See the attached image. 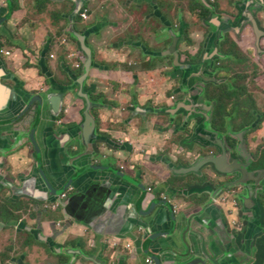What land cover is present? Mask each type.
Instances as JSON below:
<instances>
[{"label":"crops","instance_id":"0c3cea01","mask_svg":"<svg viewBox=\"0 0 264 264\" xmlns=\"http://www.w3.org/2000/svg\"><path fill=\"white\" fill-rule=\"evenodd\" d=\"M28 2L19 0L18 10L0 26V44L12 52L0 57V264H61L55 257L64 253L57 250L85 257L78 248L80 238L92 250L89 257L97 260L104 252L109 264H147L153 256L161 264H251L256 240L264 233V196L258 199L264 189V157L251 155L260 144L255 135L241 144L252 159L244 164L248 172H228L227 164H213L211 156H219L222 148L230 161L245 158L206 129L209 112L189 106L205 104L192 101L196 93L185 80L187 72L184 78L180 75L182 83L172 82L167 66L109 72L97 63L107 66L113 60L114 54L104 49L95 58L97 65L91 54L84 83L76 76L71 33L77 30V3H87L89 31L102 39L104 29L117 36L121 21L127 29L137 18L161 14L157 3L149 1L147 13L129 0L125 17L113 5L117 1L50 0L42 12ZM219 3L221 11L213 15L221 18L218 30L229 28L243 37L249 28L264 32V0H233L229 10ZM6 5L0 0V16ZM105 10L117 16L105 17ZM163 21L169 27L165 16ZM170 91L182 93L180 104H188V112H174ZM91 94L104 97L93 101ZM36 95L41 104L36 101L24 119H16ZM168 116H180L184 127L170 128ZM159 118L163 121L157 124ZM32 130L40 154L30 140ZM177 133L182 138L173 141ZM96 164L104 169L92 168ZM242 176L250 178L238 209L230 203L212 204L217 192ZM167 180L171 196L166 207L156 184ZM141 183L156 191L141 189ZM237 217L246 224L242 231L233 226ZM116 237L117 247L106 244ZM65 255L62 264L69 262Z\"/></svg>","mask_w":264,"mask_h":264},{"label":"rangeland","instance_id":"374dc122","mask_svg":"<svg viewBox=\"0 0 264 264\" xmlns=\"http://www.w3.org/2000/svg\"><path fill=\"white\" fill-rule=\"evenodd\" d=\"M28 1L32 5H30V7L38 9V3L36 0H27V2ZM110 1H117V3L115 2L113 3V5L118 6L121 9H123V4H128L129 2V0ZM131 1L134 5L140 3L138 0ZM151 1L157 3V8L162 15L158 13L150 18H145L144 20L137 18L134 25L139 26L140 30L138 31L136 29H132L130 31H127L125 35L115 36L116 33L104 29V39L100 38V36L102 35H98V37L95 38L94 35L97 34L96 32H90L84 27L83 24L78 23V21L76 20V35L79 36V31L81 33L88 31L87 33L88 35H90V38L93 37L86 40V45L94 49V51L91 52L93 62H95V58L98 57L101 52L104 53L105 49L108 53L114 54L112 63L116 66L118 71H121V69L124 68H133L139 64L148 65V63L152 64L153 67L167 66L172 68V82L179 80L180 83H182L180 75H182L184 78L185 71L188 73L189 79L193 80L195 79V76L197 74L196 70L198 69V65L205 67L201 71L202 73L207 72V67L209 65H212L214 83H212L209 87L211 101H214L215 99L222 100V106L224 107V109H226V113H220V116L225 118V120L229 119L227 117L228 114L230 116L234 115L232 119H235V126L230 127L232 136H235V133H242L244 130H248L250 128L258 129L254 133V135L261 144L259 150L256 149L259 153L264 146V102L263 104L259 103L261 94L260 92H257H264L263 39H260V42L258 43L254 40L253 37H251L246 40H242L243 42H240L241 47H244L246 49H248V45L250 43L253 44V47L251 48L252 57H250L249 62L244 61L245 57L241 55V49L236 43L237 41L234 39V34L232 38L230 37V34L232 32L220 33L221 31L216 27L217 23L212 18V5H210V3L208 2H211V0H201L206 4V9H204L202 5L196 4V0ZM215 1L219 2V0ZM222 1L228 10L229 6L233 5V0ZM144 4L146 5L144 7L145 12H150L151 9L149 7H152V5L150 3ZM65 5L68 6L67 3H65ZM75 7V10H77L79 7L78 4L77 6L75 5ZM81 8L83 7H80L77 10L78 14L81 12ZM126 9L127 8L123 9L125 17L127 16V13L125 11ZM105 11L107 12V14H105V17L117 16V14L112 13L110 10ZM133 11L136 10L134 9ZM139 14L142 15L143 12H139ZM163 16H165L170 22L169 27L165 26ZM123 19L125 18H122V20ZM55 20L56 19L52 21ZM78 20H80V18H78ZM141 21H145V23L140 24ZM87 27L89 28L90 26L87 25ZM126 27V22H124V24H121V26L119 28H116L115 31L119 33L121 32V28ZM148 32H152L155 36V39H137L141 37L144 38V36H147L145 35V33ZM226 33H228L227 37L224 36ZM63 34L64 33H62V35ZM237 34L239 35L240 32H237ZM123 37H133L136 38V40H122ZM219 37H221V49L225 55L224 58L220 61V64H217V62H206L207 52L209 50H213V48L217 44V39ZM235 38L239 39V36L235 35ZM78 40L79 37L74 38V44L79 54V56L75 59V63L83 64V50H81V46ZM246 52L249 53L248 50ZM234 53H237V56H234ZM203 57L205 58L204 61H202ZM193 58H195V61H197L196 63L190 62L193 61ZM118 67H120L121 69ZM222 72H226V75L222 76ZM230 86H243L247 90V92L248 89L252 90V92H249V95L252 98V100L250 98L251 102H245V106L243 104L236 107L237 101H235V99L227 92V87ZM172 94V91L167 93L168 96ZM252 102L255 103L256 108H252ZM209 110L212 111V108H210ZM169 118L170 116H168L167 121L171 124L170 128H172L173 124L177 122L178 117H173L172 121H170ZM213 120L217 126L221 124H218V120L216 118H213ZM210 124L211 121L209 122V126L211 127ZM242 124H244L243 130L239 129V126ZM260 128L263 129L262 135L260 134ZM168 135L171 136L170 133H168ZM181 138L182 134L180 133H177V135H173V141H177ZM260 138H263L262 142ZM256 150L252 151L256 152ZM263 196L264 189L260 192L258 199L262 200ZM231 205H233V203ZM59 251H62L65 255L64 250H57L56 252ZM64 255L62 254L59 255V257H55L56 261L62 264ZM67 255L70 258L69 264L86 263V257L77 255L75 252L67 253Z\"/></svg>","mask_w":264,"mask_h":264},{"label":"flooded vegetation","instance_id":"af4514ba","mask_svg":"<svg viewBox=\"0 0 264 264\" xmlns=\"http://www.w3.org/2000/svg\"><path fill=\"white\" fill-rule=\"evenodd\" d=\"M139 2H140V6H146L144 3H149V1H151V0H138ZM6 2H8L7 0H6ZM209 3H210V5H212V8H213V11H216V12H219L220 13V11H221V9H220V3L218 2V1H215V0H211V2L210 1H208ZM122 8L123 9H125V8H127V4L125 3V4H123V6H122ZM5 9H6V11H5V15L4 16H0V20H4V18H7V20L11 17V16H9V12H8V7H7V5H6V7H5ZM123 9H121V12H123ZM86 11V19H81V20H78L77 19V21H78V23H81V24H83L84 25V27L87 29V30H89V28L87 27V25H91V22H92V16H91V11H90V8H88V7H86V9L84 10V12ZM15 12V11H14ZM141 12H143V11H141ZM222 13H224V12H222ZM83 14V13H82ZM142 16V15H141ZM145 18H143L142 17V20H144ZM168 21V20H167ZM77 23V22H76ZM145 23V21H141V23L140 24H144ZM168 23L170 24V22L168 21ZM3 24V23H2ZM1 24V25H2ZM121 24H124V22L123 21H121ZM135 23H132V24H129L128 25V28L127 29H125V28H121V32H119V33H117V35L119 36V35H121V33L123 32V34L122 35H125L126 33H127V31H130V30H132V29H136V30H140L139 29V26H135L134 25ZM0 25V26H1ZM124 29H125V31H124ZM223 32H231L230 31V29L229 28H227V29H225V30H222L220 33H223ZM233 34L234 33H231L230 34V37H232L233 38ZM145 35H147V36H144V38H137V39H155V36L153 35V33L152 32H148V33H145ZM227 35H228V33L227 34H225L224 36L225 37H227ZM16 36H17V34H16ZM67 36L69 37V39L71 38L70 36H69V34H67ZM73 36V35H72ZM94 37L95 38H97L98 37V34H96V35H94ZM251 37H253L254 38V40L255 41H257L258 43L260 42V39H263V41H264V32H256V31H254V30H252L251 28H249V33L247 34V36L246 37H243V36H239V39H236L235 38V34H234V39L237 41H235L234 39V41L238 44V46H239V48L241 49V55L243 56V57H245V60L244 61H248L249 62V60H250V57H252V50H251V48L253 47V44H249L248 45V49H246V48H244V47H241V45H240V42H243L242 40H246V39H248V38H251ZM91 38H93V37H91ZM122 40H136V38H133V37H123L122 38ZM263 46H264V44H263ZM244 50V51H243ZM249 51V53L248 52H246V51ZM7 52H9L8 54H7ZM250 56H249V55ZM12 55V52H11V50H9L8 51V49L7 48H5V46L4 45H1L0 44V57L2 56V57H4V56H7V57H10ZM72 55H74V58L76 59L78 56H79V54H78V52L76 51V52H74V53H72ZM184 56V55H183ZM224 53L222 52V49H221V37H219L218 39H217V44L215 45V47L213 48V50H209L208 52H207V56H206V62H209V63H213V62H217V64H220V61L224 58ZM234 56H237V53H234ZM204 57L202 58V61H204ZM113 61V60H112ZM112 61H111V63L110 62H107L106 64H108L107 66H104L105 65V63H104V61H102V62H97L98 64H99V68H101V69H109V72H113L114 73V71H115V69H116V66L115 65H113V63H112ZM83 62H84V60H83ZM95 62H96V59H95ZM94 62V65H97L96 63ZM115 62V61H114ZM190 62H192V63H196L197 61H195V58H193V61H190ZM77 64H79V68H77L76 69V65ZM248 64V63H247ZM112 65V66H111ZM207 66H208V64H207ZM134 69L135 68H142V69H148V68H153V66H152V64H150V63H148V65H144V64H139V65H136L135 67H133ZM133 68H131V69H133ZM212 68H213V66L212 65H209L208 67H207V72H205V73H202V72H196L197 74H196V76H195V79H193V80H190L189 79V81H191L192 82V84H193V87H194V89L192 90V91H195V93H196V95H194L193 97H192V101L195 103V101H198V103L200 102V103H204L205 101H211V97H210V91H209V87H210V85L212 84V83H214V79H213V72H212ZM75 69H76V71H77V74H76V76H78V77H82V75H83V70H84V63L82 64H80V63H75ZM116 72V71H115ZM221 75L222 76H224V75H226V72H222L221 73ZM84 76V75H83ZM83 79V78H82ZM86 80H83L82 82L84 83ZM78 83L80 82V81H77ZM81 83V82H80ZM197 83H198V87H197ZM240 88H244L243 86H238V87H234V86H230V87H227V92L235 99V101H237V105H236V107L237 106H240V105H243L244 104V106H245V102H251V100H252V98H251V96L249 95V92L251 91L252 92V90H250V89H248V92H247V90L244 88V93L242 94V92L239 90V91H237L238 89H240ZM237 89V90H236ZM231 91H235L236 92V95H232L230 92ZM257 92H260V94H261V99H263V102H264V92H262V91H257ZM100 95H102L103 97H104V95L103 94H100ZM100 95H94V94H91L90 96H89V99L90 100H93V101H95V97H100ZM36 97H39L40 98V100H39V98H36L35 100H33V103H32V105L28 108V111L23 115V116H21V114L19 115V116H17V118L16 119H20L21 117H22V119H24L23 117H25L26 116V114L27 113H29L30 111H31V109L35 106V105H37V103H36V101H38L40 104H41V100H42V98L40 97V96H37L36 95ZM167 97H168V101L169 102H171V103H173V104H175V108H173V110H174V112H177V113H186V111L188 112L189 111V109L187 108V106H188V104L187 105H184V104H180L181 102H180V100L181 99H184V97H183V95H182V93H177V92H173V94L172 95H170V96H168L167 95ZM33 98H35V96H33ZM246 99V100H244V99ZM250 98H251V100H250ZM259 100V103L260 104H263V102H262V100ZM174 101V102H173ZM214 102V101H213ZM257 103V102H256ZM197 104V103H196ZM191 108H200V106H196V105H189ZM252 108H256L255 107V103L254 102H252ZM157 107H160V106H157ZM246 108V107H245ZM201 109V108H200ZM247 109V108H246ZM207 112H209L208 113V118L212 115L213 116V114H214V111L212 110V111H210V110H207ZM204 114V113H203ZM234 115H227V117L229 118V120L231 121V126H235V119H232V117H233ZM181 117L179 116L178 117V120H177V122L175 123V124H177V125H179L180 126V128H183L184 127V124H183V122L181 121ZM163 121V119L162 118H159L158 119V123L157 124H159L160 123V121ZM169 120L170 121H172V118H169ZM212 120H213V117H212ZM170 124V123H169ZM171 125V124H170ZM243 126H244V124H242V125H240L239 126V129H242L243 130ZM173 127V126H172ZM258 129H254L253 131H250V132H247V130H244L242 133L240 132V133H235V136L234 137H232L233 139H235V138H237V139H239L238 140V143H237V145L234 147V149H233V152H234V154H236V152H235V150H238V146L240 145V144H242L243 143V139L244 138H248V136L249 135H251V134H254L256 131H257ZM240 142V143H239ZM246 143H247V141H246ZM260 145L261 144H259L258 145V147H257V150H259V147H260ZM35 150H37L36 148H35ZM73 150L74 151H78L79 150V147L78 146H73ZM257 150H256V152H251V155L253 156V157H255L256 158V160H258L259 159V157L262 155V153L264 152V146L262 147V149L260 150V152L258 153L257 152ZM78 153V152H77ZM259 154V155H258ZM236 156L238 157V155L236 154ZM95 167H97V169H95ZM92 168H94L95 170H103L104 169V167H102V166H99L98 164H96L95 166H93ZM254 168L253 167H249V170L251 171V172H253L254 173V171H256V170H253ZM259 171H263V169H261V170H258L257 172H259ZM250 177H243V178H238V179H236L234 182H233V184H234V186H231V187H229V188H227L226 190H224L223 191V193H222V195L221 196H218V193L219 192H217L213 197H212V204L213 205H218V206H220V207H222L223 205H224V203H230V204H232L233 203V206H237V208L236 209H238V207L240 206V201L238 200V198L240 197V195H244L245 193H246V188H247V180L249 179ZM159 188H157V190H158V193H157V195H158V197H159V199H160V201H161V204L162 205H164V206H168V205H170L169 204V197L171 196V194H170V192H169V185H170V182L167 180V181H165V182H163L162 184H156ZM153 186H155V185H153ZM139 187L141 188V189H144V187H148V191L149 192H151L152 191V194L156 191V188H153L152 187V185L151 186H146L145 184H143V183H141L140 185H139ZM152 187V188H151ZM232 190H236L237 192H238V196L237 197H233L232 195H230L229 193H230V191H232ZM155 196H156V194H155ZM224 197H226V200L225 201H223L222 199L224 198ZM171 208H172V206H171ZM234 227H235V230H237V231H242L245 227H246V224L245 223H241L240 222V219H238V217H237V219H236V224L235 225H233ZM158 235H160V234H158ZM81 239L82 238H80V240L79 241H81ZM128 246H130V244H128ZM260 247L262 248L263 247V249H264V233L260 236V237H258L257 238V240H256V243H255V245H254V260L251 262V264H264V259H263V263H261V261H260V254H259V249H260ZM146 259V258H145ZM148 260H149V262L147 263V264H161V262H160V258H158L157 256H153V257H150V258H148ZM223 260V259H222ZM221 260V261H222ZM230 260H231V262L232 263H234L233 262V258L231 257L230 258ZM237 261H238V259H236ZM211 264V263H210ZM236 264V263H235Z\"/></svg>","mask_w":264,"mask_h":264},{"label":"water","instance_id":"95a60500","mask_svg":"<svg viewBox=\"0 0 264 264\" xmlns=\"http://www.w3.org/2000/svg\"><path fill=\"white\" fill-rule=\"evenodd\" d=\"M79 8L80 7H84V5L80 4V3H77ZM87 4V3H86ZM82 9V8H81ZM7 20V18H4V20H0V25L5 22ZM76 37H79V43H80V46H81V50H83V53L85 55V61H84V76H83V79H86L87 76H88V73H89V69L91 68V49L86 45V37L85 35H79L77 36L76 33H73ZM36 98H39V97H36L35 98H32L30 100V102L28 103L27 107L25 108V110L21 113V116H23L27 111H28V108L32 105L33 103V100H35ZM40 100V98H39ZM84 130H89V127L87 126H84ZM34 134H35V130H32L31 131V134H30V140L32 142V144L34 145V147L37 149V153L40 154L39 150H38V147L36 146V141H35V138H34ZM238 150H239V153L237 155H240L241 157H244L245 159L242 160H238V159H233L232 161L229 160V154H225L224 151H223V155H222V148H221V154L219 156H216V155H212L211 156V159L209 160L211 163L213 164H217L218 166H223V165H226L227 164V171L228 172H233V171H240L241 174H245L248 172V166L247 165H244V164H250L252 163V159L250 156L247 155V153L245 151L242 150V146L241 144L238 146ZM222 155V156H221ZM39 164H41V161L39 160ZM40 174L42 175V177H44V173H43V170L41 168V165H40ZM45 178V177H44ZM243 178V176H242ZM48 184V183H47ZM234 186V184H233ZM68 187V186H67ZM85 257L87 258L86 263H90V264H105L106 260L104 259V252H102V254H98V259L97 260H93L91 257H89V252H82ZM67 259H69V262H70V258L68 255H65ZM68 262V264H69Z\"/></svg>","mask_w":264,"mask_h":264},{"label":"trees","instance_id":"16d2710c","mask_svg":"<svg viewBox=\"0 0 264 264\" xmlns=\"http://www.w3.org/2000/svg\"><path fill=\"white\" fill-rule=\"evenodd\" d=\"M7 1H8L9 16H11L14 13V11L18 10L19 2H18V0H7ZM36 1L38 3V9L40 12L44 11V7H45L46 3L50 2V0H36ZM196 4L202 5V7L204 9L207 8L206 4L204 2H202L201 0H196ZM239 90L242 92V94L245 91L244 88H240L237 91H239ZM230 93L232 95H236L235 91H231ZM211 102L212 103L210 105H212V110L214 111V114L212 117L216 118L218 120V124H220V123L221 124L219 126H217L215 124L214 120H211L210 130L212 132H214L215 134L222 136L223 141L228 148L234 149V147L237 145L239 139H237V138L233 139L232 138L234 136H232V134H231V129H230L231 121L229 119L225 120V118L220 116V113H226V109H224V107L222 106V100L221 99H215L214 102L213 101H211ZM245 127H244V129H245ZM254 129L255 128H250L247 130V132L253 131ZM235 152L237 154V150H235ZM262 157H264V152L262 153ZM71 243H73V242H71ZM259 254H260V261H261V263H263V259H264L263 247L262 248L260 247Z\"/></svg>","mask_w":264,"mask_h":264},{"label":"clouds","instance_id":"9594fccd","mask_svg":"<svg viewBox=\"0 0 264 264\" xmlns=\"http://www.w3.org/2000/svg\"><path fill=\"white\" fill-rule=\"evenodd\" d=\"M86 9V7L84 6L82 9H81V12L78 14H76V20L78 19V18H80V20L81 19H83L82 17H81V14L84 12V10ZM212 10H213V8H212ZM217 14H219V12H216V11H213V14H212V18L216 21V23H220L221 22V18H216V17H214L213 15H216L217 16ZM77 22V21H76ZM76 33V32H75ZM84 33L85 32H78V34L79 35H84ZM71 35H73V38H75L76 36L74 35V34H72L71 33ZM83 55H84V53H83ZM82 60H84L85 61V55H84V58L82 59ZM79 65V64H78ZM201 65H198V69L196 70V72H198V70H199V67H200ZM76 68H79V67H76ZM205 67H202L201 66V68H200V71H202L203 69H204ZM186 72V71H185ZM83 74H84V70H83ZM188 74V73H187ZM82 77H83V75H82ZM86 80V79H85ZM185 80H188V82H189V75H187V77L185 78ZM212 102L211 101H205L204 103H200L199 102V104H205V105H203V106H200L201 107V109L203 108V110H209L210 108H212V105H210ZM212 120V115L208 118V125H207V128L206 129H208V130H210V126H209V122ZM211 131V130H210ZM218 135V134H217ZM35 137V136H34ZM222 193H223V191L222 192H220L219 194H218V196H221L222 195ZM63 196H66V194H63ZM119 240H120V238L118 237H116V238H111V239H107V241H106V244L108 245V246H110V247H112V248H115V247H117V245H118V242H119ZM84 243H85V241H84V239L82 238L81 239V241H79L78 242V248L82 251V252H89V254H91L92 253V250H86V248L84 247V249H83V246H84ZM69 244H72V246L74 245V246H76L75 244H73V243H69ZM148 260V259H147ZM147 260H146V262H147ZM148 263V262H147ZM105 264H109L107 261L105 262Z\"/></svg>","mask_w":264,"mask_h":264},{"label":"built area","instance_id":"2783aa9c","mask_svg":"<svg viewBox=\"0 0 264 264\" xmlns=\"http://www.w3.org/2000/svg\"><path fill=\"white\" fill-rule=\"evenodd\" d=\"M81 17H82L83 19H86V11L83 12V14H81ZM8 53H9V52H7V54H8ZM76 67H79V65L77 64ZM229 194L232 195L234 198L238 196V192H237L236 190H232V191H230ZM222 200L225 201V200H226V197H224ZM147 262H149V260H147Z\"/></svg>","mask_w":264,"mask_h":264}]
</instances>
